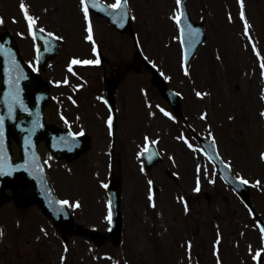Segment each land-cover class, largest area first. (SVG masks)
<instances>
[{"label": "rangeland", "instance_id": "374dc122", "mask_svg": "<svg viewBox=\"0 0 264 264\" xmlns=\"http://www.w3.org/2000/svg\"><path fill=\"white\" fill-rule=\"evenodd\" d=\"M186 2L192 20L204 24L206 34L188 72L182 68L177 0H129L137 44L169 86L183 95L189 124L198 134L215 138L234 174L249 183L251 203L264 220V65H258L243 27L232 18L235 0ZM244 3L250 38L262 39L254 45L264 53V0ZM78 5L77 0H0V33L10 30L31 62L35 58L31 27L56 34L63 53L47 69V76L60 78L70 57L73 63L79 62L88 48ZM93 20L106 64L128 60V37L117 39L104 20ZM128 78L131 111L123 115L126 128L115 133L113 159L111 139L97 128L102 112L94 103L88 106L78 100L80 107L73 108L74 114L89 113L85 114L91 125L86 128L89 149L79 161L58 164L51 160L48 168L56 193L67 200L76 221L102 232L109 230L104 185L109 180L120 183V244L108 241L96 247L76 236L61 241L39 208L20 210L9 203L0 210V226L5 231L17 225L19 229L7 239L0 234V261L5 244L11 248L17 240L23 250L39 245L41 261L45 259L42 264H264V239L255 218L216 175L183 121L151 84V75L142 70ZM47 120L54 121L48 114ZM147 141L157 144L163 158L150 169L143 168L139 157ZM40 152L49 159L43 145ZM8 254L3 261L22 264L13 251Z\"/></svg>", "mask_w": 264, "mask_h": 264}, {"label": "flooded vegetation", "instance_id": "af4514ba", "mask_svg": "<svg viewBox=\"0 0 264 264\" xmlns=\"http://www.w3.org/2000/svg\"><path fill=\"white\" fill-rule=\"evenodd\" d=\"M101 62L99 65L92 64L89 53H85L84 58L87 60V64L81 67L82 75L80 71L76 69H65L66 76H63L61 71V77L56 79H51L49 77V82L51 89L54 94H57V107L53 108V111L50 113L53 121V125L58 127L66 126V123L71 122V118H74L77 114L73 112V107L77 104L78 108L80 107L78 100H83L84 103L89 105H96L99 108V111L102 112L101 124L97 125L101 130L105 129L107 126L104 118L106 116L110 117V131H121L122 128L119 124L117 117L123 116L122 109L123 105L120 102V90L123 92L127 89L126 81L129 79L131 71H136L135 63L128 62L124 67L121 65H112L105 64V58L100 55ZM125 70V71H124ZM41 76H47L46 67L42 68L40 72ZM128 78V79H127ZM80 86V88H78ZM63 96V99L61 98ZM67 104L70 108H67ZM109 106L114 107V111H110ZM72 107V108H71ZM72 113V117H70ZM74 115V116H73ZM81 125L87 126V121L80 120ZM72 123V122H71ZM123 123V120H122ZM125 127V125H122ZM8 232L6 233V239L8 238ZM16 251L13 256L18 258L22 264H36L44 263V259L41 261V253L38 246H32L27 250H23L24 247L19 244L17 240L12 242L11 248L5 244L3 259L9 257V251ZM24 251V254L21 253ZM6 264H9L7 260L4 261ZM18 264V263H17Z\"/></svg>", "mask_w": 264, "mask_h": 264}, {"label": "water", "instance_id": "95a60500", "mask_svg": "<svg viewBox=\"0 0 264 264\" xmlns=\"http://www.w3.org/2000/svg\"><path fill=\"white\" fill-rule=\"evenodd\" d=\"M179 22L181 24V29H182L184 41L186 42V45H187V59L189 60L190 57L193 56L196 47L203 42L204 35L202 34V27H198V26H196V24H192L189 21L187 14H184L181 17ZM12 47L14 48L13 45H12ZM1 68H2V66H1V59H0V92H1V86H2ZM29 76H30V80L28 82L23 83V88L25 90L24 98H25V103L33 108L34 107V97H35L36 93H38L40 88L38 85H36L33 82L34 81L33 77L31 75H29ZM160 89L164 93L166 92L164 86L160 85ZM44 104H45V102L43 103V105ZM19 120H22V122L19 126L18 125L16 126L15 124L7 123V130H8V134L11 135L13 138H15V140L20 145V142H21L23 135H28V138H29L30 137L29 135L32 134V132H31L32 123L29 122V120H27V118L24 116H19L17 121H19ZM15 126L19 131H21L20 133L15 131V129H16ZM37 131H40V132L37 135V137H35V143H37V141L40 138H45L48 140L50 138V135L54 133V131L48 127H45L44 129H42V127L40 126L39 123H38V126H36V128L33 130L34 134H36ZM48 148H49V145H48ZM34 157H36V158H34L32 160V164H30L31 169L29 166V171L35 172L38 168H42V170H43V166H41L37 160L38 156H34ZM1 182H2V187H1L2 189L5 187H11L12 188L14 196H15L16 200L18 201V203L35 202V203H38L39 205L43 206V202L39 198L37 191L35 190L34 183L31 180H29V178L24 173H22V172L15 173L13 176H8V177L3 178L1 180ZM42 188H43V186H42ZM43 190H44V192H48L47 187L45 185H44ZM112 191H113V189H112ZM241 192H243V191H240L239 193H241ZM46 197H47V194H46ZM241 197L245 198V192H243V194H241ZM44 212L46 213V215L48 217H51L50 213L46 212L45 209H44ZM56 224H57V226L62 228L63 231L64 230L68 231L73 225L71 217L68 219V221L59 218L58 220H56ZM113 224H114V226H113L114 229L112 230V234L118 236L119 230H120V216H119L118 210H116Z\"/></svg>", "mask_w": 264, "mask_h": 264}]
</instances>
